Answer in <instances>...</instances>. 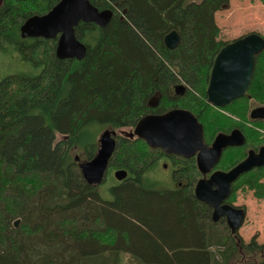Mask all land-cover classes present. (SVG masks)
Wrapping results in <instances>:
<instances>
[{"label":"trees","instance_id":"trees-1","mask_svg":"<svg viewBox=\"0 0 264 264\" xmlns=\"http://www.w3.org/2000/svg\"><path fill=\"white\" fill-rule=\"evenodd\" d=\"M58 1L3 0L0 8V51L16 50L29 66L0 80V264H264L257 233L245 242L195 197L194 161L176 156L182 184L163 189L145 176L161 152L140 138H117L99 185L84 179L76 160L93 158L104 129L134 128L142 116L171 108L192 112L207 144L220 132L242 131L246 143L226 148L219 170L264 144L256 130L264 123L248 117L252 103L264 105V49L244 96L222 108L207 102L214 59L234 40L216 18L230 0H90L113 15L104 27L77 25L87 47L82 60L57 58V37L20 35L27 18ZM171 30L180 42L167 49ZM115 169L127 176L114 179ZM263 178L264 166L243 173L225 202L235 206L239 189L264 198Z\"/></svg>","mask_w":264,"mask_h":264},{"label":"water","instance_id":"water-1","mask_svg":"<svg viewBox=\"0 0 264 264\" xmlns=\"http://www.w3.org/2000/svg\"><path fill=\"white\" fill-rule=\"evenodd\" d=\"M3 0H0V8ZM113 12L106 8L99 10L90 0H59L48 12L32 15L20 26L22 38L55 39V55L59 59L82 60L87 47L75 36V28L80 22L95 23L104 27L110 21ZM180 42L176 30L164 36L167 49H174ZM264 49V37L257 32H250L224 45L217 53L209 76L206 89L207 102L216 108H222L245 95L251 82L255 57ZM183 85L175 86V91L182 93ZM251 119L264 120V106L250 112ZM116 130H103L99 136V148L93 158L79 160V168L84 179L92 185H99L106 177L109 160L115 150ZM130 137H137L153 149L165 153L189 158L196 155L197 167L202 177L194 188L195 197L212 208V220L224 218L231 231L235 233L243 224L246 211L239 206L225 202L230 194L232 183L240 175L255 167L264 166V146L258 151L249 150L246 157L227 171L212 169L219 162L227 147L242 146L246 142L239 129L230 133H218L211 145L204 141L203 125L189 110L170 109L161 114H146L135 124ZM210 173V174H209ZM209 174V175H208ZM117 180L127 176V171L118 169L113 172ZM19 219L14 221L18 226Z\"/></svg>","mask_w":264,"mask_h":264},{"label":"rangeland","instance_id":"rangeland-1","mask_svg":"<svg viewBox=\"0 0 264 264\" xmlns=\"http://www.w3.org/2000/svg\"><path fill=\"white\" fill-rule=\"evenodd\" d=\"M230 2L231 7L228 11H219L216 15L225 39H236L249 31L258 32L261 35L264 34V0H230ZM28 69L29 66L20 60L19 53L16 50L10 52L0 51V80L6 75L27 71ZM251 105L253 107H249L248 117L251 110L256 107L254 103ZM236 120L240 121L238 118ZM248 124L250 123L248 122ZM253 126V124H250V127ZM256 130L264 136L263 127H256ZM130 131V128L116 129V133L120 137L126 136ZM155 162L153 167L149 168L145 173L148 181L154 183L156 188H177L178 184L172 177L173 166L171 163L164 158ZM111 176L114 178L113 171H111ZM105 179L107 178L105 177ZM261 181L264 182V178ZM233 204L235 206H243L246 211L244 222L238 229V233L242 239L248 242L251 236L257 233V242L263 243L264 198H257L252 190L239 189Z\"/></svg>","mask_w":264,"mask_h":264},{"label":"flooded vegetation","instance_id":"flooded-vegetation-1","mask_svg":"<svg viewBox=\"0 0 264 264\" xmlns=\"http://www.w3.org/2000/svg\"><path fill=\"white\" fill-rule=\"evenodd\" d=\"M185 90V89H184ZM255 105L254 106H256L255 108H257V107H260V105H258V104H256V103H254ZM252 106V105H251ZM262 106H264V105H262ZM253 107V106H252ZM171 109H174V108H171ZM170 110V109H169ZM253 110V109H252ZM251 110V111H252ZM168 111V110H167ZM257 121H261V122H264V120H262V119H256ZM233 129H238V128H233ZM232 129V130H233ZM118 130V129H117ZM130 130L132 131L133 130V128H130ZM231 130V131H232ZM240 130V129H239ZM230 131V132H231ZM241 131V130H240ZM230 132H228V133H230ZM242 132V131H241ZM118 137H120V136H118L117 135V133H116V135H115V140H117V138ZM122 137H126V138H129V139H133L134 137H130L128 134L126 135V136H122ZM246 139V138H245ZM212 143V142H211ZM211 143L210 144H208V145H211ZM246 143V142H245ZM244 143V144H245ZM207 144V143H206ZM261 146H264V144H260V145H258V147L256 148V149H253V148H248V151L249 150H251V149H253V150H255V151H258V149L261 147ZM238 147V146H237ZM228 148V147H227ZM160 150V155L158 156V158L156 159V160H160V159H166V160H168L170 163H171V165L173 166V172H172V177H173V179H175V176H174V174L176 173V170L178 169V170H180L181 169V166H182V164H180L179 163V161H176V156L177 157H181V156H178V155H176V154H171V153H165V152H163L161 149H159ZM248 151H247V153H248ZM247 155V154H246ZM222 157V156H221ZM182 158H184V157H182ZM185 159H190V160H192V161H194V163L196 164V166H197V161H196V155H194V156H191V157H189V158H185ZM221 159V158H220ZM220 161V160H219ZM218 164V163H217ZM217 164H216V166H217ZM236 165V164H235ZM164 166H166V165H164ZM216 166L212 169V172L214 171V170H219L218 168H216ZM108 168H109V165H108ZM232 168V167H231ZM197 169H198V167H197ZM115 170H118V169H115ZM115 170H113V172L115 171ZM107 171H108V169H107ZM107 171H106V174H107ZM199 171V170H198ZM223 171V170H222ZM201 174V173H200ZM210 174V173H209ZM208 174V175H209ZM107 177V176H106ZM201 177H202V175H201ZM200 177V178H201ZM199 178V179H200ZM176 180V179H175ZM177 182V184H178V186H180L181 184H182V180H180V181H176ZM175 189V188H174Z\"/></svg>","mask_w":264,"mask_h":264}]
</instances>
